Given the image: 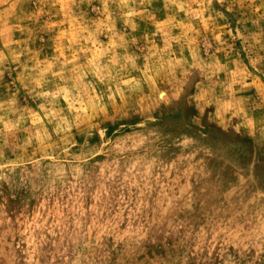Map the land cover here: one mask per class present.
Segmentation results:
<instances>
[{
  "label": "rangeland",
  "instance_id": "rangeland-1",
  "mask_svg": "<svg viewBox=\"0 0 264 264\" xmlns=\"http://www.w3.org/2000/svg\"><path fill=\"white\" fill-rule=\"evenodd\" d=\"M0 264H264V0H0Z\"/></svg>",
  "mask_w": 264,
  "mask_h": 264
}]
</instances>
